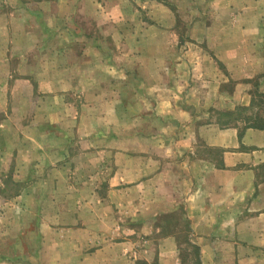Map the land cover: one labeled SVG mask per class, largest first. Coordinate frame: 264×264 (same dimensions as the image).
<instances>
[{
	"label": "crops",
	"instance_id": "obj_1",
	"mask_svg": "<svg viewBox=\"0 0 264 264\" xmlns=\"http://www.w3.org/2000/svg\"><path fill=\"white\" fill-rule=\"evenodd\" d=\"M14 1L17 8L4 15L0 50L9 77L0 98L8 107L14 82L30 84L40 98L30 121L23 122L31 110L25 99L0 122L5 157L12 154L21 182L93 195L73 200L69 220L61 202H54L53 218H39L37 264H179V234L157 226L177 210L200 264H264V127L239 138V121L222 128L210 116L253 108L255 93L264 94V0H196V9L187 6L192 0ZM67 95L84 100L79 120L80 108L62 100ZM124 95L137 113V154L46 149V119L55 108L74 110L75 126L88 135L120 126ZM78 158L99 164L79 186L66 182L69 162ZM104 175L109 202L99 199L94 181ZM124 200L135 204L140 228L137 239L115 243L99 227L117 225L114 210ZM60 224L86 226V239L60 234Z\"/></svg>",
	"mask_w": 264,
	"mask_h": 264
},
{
	"label": "rangeland",
	"instance_id": "obj_2",
	"mask_svg": "<svg viewBox=\"0 0 264 264\" xmlns=\"http://www.w3.org/2000/svg\"><path fill=\"white\" fill-rule=\"evenodd\" d=\"M198 4L200 3H197L196 0H192L187 6L196 9L198 8ZM15 5H19V3L16 2L15 4L14 0H0V43L2 41L5 44L4 25L6 18L4 15L13 12V10L17 8ZM181 26L180 20L177 19V27ZM178 34L180 41H183L181 37L182 33L181 35L180 33ZM5 60L6 52L5 50H0V93L2 94H5L6 79L7 76L9 77V71ZM13 61L15 60L13 59ZM10 72L13 73V80L17 79L16 77L19 76V72L16 70L14 63H11ZM26 93H28V98L24 96ZM7 96L9 100L7 103L8 107L5 106V98H0V122L6 119L8 115L7 112L10 111L13 103L18 102L21 106L25 99L26 102H29L31 110L26 114V118H24L23 122L26 123L30 121L33 117V108H35L40 98L36 95L31 96L30 84L27 86L24 83L14 82ZM121 98L122 104L118 106L117 115L120 126H118L117 123L115 126L116 128H113L114 126L112 124L109 128H96L91 132L88 131V133H90L88 135L83 126L81 128L75 126L74 117L76 118V114L74 110H71L70 107L66 109L55 108L57 112L51 114V117L46 119V149L49 151L62 150L63 154H75L74 156L84 155L89 152V150H92L91 154L95 153V156L96 152H99L101 148H104L108 154L117 152L137 154V148L141 149V147H137V140H134L137 139V113L129 110L132 107L131 101H133V99L127 97V95ZM62 100L64 103L73 104L77 106V108H80V113L77 117L79 120L84 105L83 98L67 95ZM261 101H264V99L254 98L253 108L244 112L237 111L236 114L243 118H249L251 115L256 114L260 117V124H264V103ZM55 106L57 107V104H55ZM60 109L63 110L60 111L61 113H58ZM223 114L224 113H211L210 116L217 122L229 121L230 118ZM151 119L152 122L159 125V120L153 118L149 119L145 117L143 121L144 123L146 121V123H149ZM58 122L64 123L62 129L59 127ZM237 125L241 129L243 123L239 121ZM140 132L148 133L149 131L146 129ZM87 139L95 144L90 146L88 142H86ZM102 139L103 145L100 144ZM107 140L110 142L109 146L106 143ZM6 153L7 151L0 130V264H37L38 259L36 256L37 253H39V244H41L37 240V235H39L40 230V225L38 223L39 218H53V212L57 211L54 202H61L60 210L63 214L62 217L69 220V215L71 213L68 210L72 207L73 200L76 202L80 201L79 203L82 204L86 197H93V195L71 193L69 190L72 188L68 186L62 187L60 192L53 191L51 187H46V189H44L43 186H38L32 178H27L21 182L20 178L15 177V162L12 160V154L5 157ZM94 159L95 158H93L92 161H95ZM98 167L99 164H95V162L92 164L90 160L87 162L85 158H78L76 163L70 160L69 173H71V175H69V173L67 174L66 182H69L71 185L74 184L79 186L81 182L83 183L85 180H89V178H87L88 173L90 174L93 171L99 170ZM108 168H110L109 164ZM106 180L107 176L104 175L94 181L95 186L97 185L100 188L98 191L99 199L109 202L110 199L107 198V190L109 187L107 186ZM99 199L96 196L94 197L95 202L100 201ZM122 204L124 205L121 211H118V209L114 210L115 217H117V225L111 226L112 224H107L104 227H99V232L102 234L104 233L107 240H111L115 243L123 242L129 238L137 239L135 233H137L140 228V226H137V222L134 221V219H136V216H134L136 210L135 204L128 203V200H124ZM126 206L128 209L124 208ZM157 226L163 234L168 233L172 228L176 229L179 234V264H194L193 259L195 258V251L190 247V242H188L190 234L187 230L182 211L177 210V212L172 215L159 217ZM110 228H113L112 230L116 228V233L111 234ZM59 229L61 230L59 233L62 235H67L69 233L73 234L75 232V235L80 239L79 241L84 242L86 239V226L81 227L80 230L73 231V226L60 224ZM89 230L92 231L91 227H89ZM5 237H8L9 242L6 241ZM83 249H85L84 246ZM138 263L145 264L142 261H138Z\"/></svg>",
	"mask_w": 264,
	"mask_h": 264
},
{
	"label": "trees",
	"instance_id": "obj_3",
	"mask_svg": "<svg viewBox=\"0 0 264 264\" xmlns=\"http://www.w3.org/2000/svg\"><path fill=\"white\" fill-rule=\"evenodd\" d=\"M254 98H262L264 99V94H260V93H255V97ZM254 98H253V101L251 102V105H254ZM262 103H264V101H261ZM247 109H244V108H238L236 111L234 112H227V113H224L223 115L230 118L229 121H219L218 123L220 124V126L222 128H226V127H234V128H237V125H236V122L237 121H241L243 123V126L242 128H238L239 129V135L238 137L241 138V135L243 133V131H245L246 129H249V128H254V127H257V128H262L264 127V124H260L261 121H256V122H253L252 119L249 117V118H243V117H240L237 115V119H235V114L237 111H241V112H244L246 111ZM224 122V123H222ZM190 247L195 251V258L193 259V263L194 264H200V261H199V253H198V248L194 245H191L190 244ZM182 261V260H181ZM139 264V263H137Z\"/></svg>",
	"mask_w": 264,
	"mask_h": 264
}]
</instances>
